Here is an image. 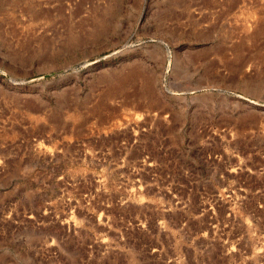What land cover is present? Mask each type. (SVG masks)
<instances>
[{"label":"rangeland","instance_id":"1","mask_svg":"<svg viewBox=\"0 0 264 264\" xmlns=\"http://www.w3.org/2000/svg\"><path fill=\"white\" fill-rule=\"evenodd\" d=\"M0 264H264V0H0Z\"/></svg>","mask_w":264,"mask_h":264}]
</instances>
